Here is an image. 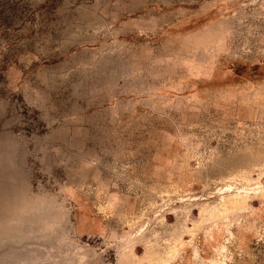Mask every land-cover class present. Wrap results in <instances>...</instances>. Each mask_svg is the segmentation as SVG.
<instances>
[{
	"label": "rangeland",
	"instance_id": "374dc122",
	"mask_svg": "<svg viewBox=\"0 0 264 264\" xmlns=\"http://www.w3.org/2000/svg\"><path fill=\"white\" fill-rule=\"evenodd\" d=\"M0 264H264V0H0Z\"/></svg>",
	"mask_w": 264,
	"mask_h": 264
}]
</instances>
